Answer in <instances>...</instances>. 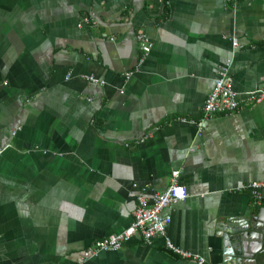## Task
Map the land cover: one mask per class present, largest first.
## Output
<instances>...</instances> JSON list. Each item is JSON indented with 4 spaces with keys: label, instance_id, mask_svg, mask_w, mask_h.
Returning a JSON list of instances; mask_svg holds the SVG:
<instances>
[{
    "label": "crops",
    "instance_id": "obj_1",
    "mask_svg": "<svg viewBox=\"0 0 264 264\" xmlns=\"http://www.w3.org/2000/svg\"><path fill=\"white\" fill-rule=\"evenodd\" d=\"M223 66L239 109L198 133L182 119ZM259 89L264 0H0V264H229L220 229L264 206L240 189L264 181ZM175 170L189 196L166 236L192 258L137 234L90 251Z\"/></svg>",
    "mask_w": 264,
    "mask_h": 264
},
{
    "label": "built area",
    "instance_id": "obj_2",
    "mask_svg": "<svg viewBox=\"0 0 264 264\" xmlns=\"http://www.w3.org/2000/svg\"><path fill=\"white\" fill-rule=\"evenodd\" d=\"M233 4L239 0H230ZM140 58L138 65L140 66L144 59L148 56L151 49L150 40L143 34L136 35ZM232 46L236 47L237 42L234 40ZM131 73L125 74L128 77ZM93 83L103 85L104 82L98 80L94 76H83ZM264 98V90L259 89L248 94V100L256 103L261 102ZM239 101L238 94L233 89L232 79L228 73V66H223L217 73L213 81V86L208 93L202 112L197 122L188 119H182L183 122L195 123L198 133L201 132L204 121L210 119L214 115H225L238 111ZM180 171L175 170L171 173L170 183L167 188L157 193L149 201L144 195H138L136 198V207L133 211V221L131 224L118 234L110 235L107 238L98 240L94 248L90 250L92 253L99 251H117L124 242H128L134 235H139L142 240L150 244L156 237L164 239L165 248L172 254L183 258H192L190 253L184 252L177 248L166 236V230L171 222V217L167 210L177 202L185 201L189 194L186 186L179 182ZM240 189H247L258 202L264 199V181H253ZM197 259V258H196ZM198 263H202L203 259H197Z\"/></svg>",
    "mask_w": 264,
    "mask_h": 264
},
{
    "label": "water",
    "instance_id": "obj_3",
    "mask_svg": "<svg viewBox=\"0 0 264 264\" xmlns=\"http://www.w3.org/2000/svg\"><path fill=\"white\" fill-rule=\"evenodd\" d=\"M220 231L229 264H264L263 205L255 208L249 217L228 220Z\"/></svg>",
    "mask_w": 264,
    "mask_h": 264
}]
</instances>
